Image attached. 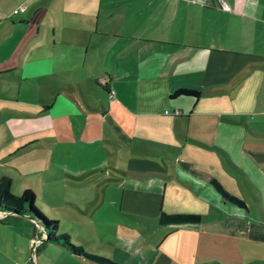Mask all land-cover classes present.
Wrapping results in <instances>:
<instances>
[{"label": "crops", "instance_id": "0c3cea01", "mask_svg": "<svg viewBox=\"0 0 264 264\" xmlns=\"http://www.w3.org/2000/svg\"><path fill=\"white\" fill-rule=\"evenodd\" d=\"M226 1L0 0V175L34 172L22 160L37 142L58 163L95 149L111 159L114 145L127 216L95 219L111 259L264 264V0ZM179 87L196 94H172ZM78 167L92 176L104 166ZM94 210L78 204L65 222L87 226ZM160 210L200 219L160 222ZM73 230L81 242L88 231ZM34 237V254L99 264L43 241L27 213L0 216V264H29Z\"/></svg>", "mask_w": 264, "mask_h": 264}, {"label": "rangeland", "instance_id": "374dc122", "mask_svg": "<svg viewBox=\"0 0 264 264\" xmlns=\"http://www.w3.org/2000/svg\"><path fill=\"white\" fill-rule=\"evenodd\" d=\"M48 147L49 144L44 141L31 146L29 154L23 158L22 163L25 165L29 163L31 167H35V171L27 174L13 172L10 189L14 193H19L24 187L32 189L34 204L48 218L57 219L56 216L58 217L57 221L60 224L55 228L57 232L65 229L69 231L70 241L74 244L82 243L85 251L110 258L112 243L105 237L107 228L101 226L95 219L103 218L113 223H125L127 215L118 211L120 196L124 189L119 185L120 172L110 167L114 163L115 156H117V164L119 163L117 147L110 146L112 149L111 159H107L102 150L95 149L93 154L87 156L88 160H85L83 155L78 162H75L76 159L74 161L70 157H64L62 163L50 160ZM26 158H28L27 161ZM98 160L104 167L92 176L88 175L89 171L81 170L78 167L89 165ZM109 164L111 165L109 166ZM78 204L89 209L94 205V219L90 220L91 223L87 226L66 224L65 222L66 218L70 217L69 212L77 210ZM127 222L130 227L134 225L131 221ZM74 228L88 230L83 235L82 242L80 235L74 232ZM134 236L136 233L132 231L129 237L133 238ZM33 252L34 249H31L29 264H81L73 259L64 260L60 253L54 249L46 252L37 248L36 255Z\"/></svg>", "mask_w": 264, "mask_h": 264}, {"label": "trees", "instance_id": "16d2710c", "mask_svg": "<svg viewBox=\"0 0 264 264\" xmlns=\"http://www.w3.org/2000/svg\"><path fill=\"white\" fill-rule=\"evenodd\" d=\"M177 93H192L196 94V90L191 88L179 87L176 88L172 94ZM208 182L219 193V195L232 203L245 206L243 199L236 194L225 190L220 183L214 178L209 177ZM34 193L32 189L24 187L19 193H14L10 189V177L2 174L0 175V216H14L18 214L27 213L35 219L45 230V237L43 241L57 242L64 245L68 250L73 253L81 254L99 264H121L111 258L99 255L96 253L87 252L80 244H74L69 240L66 232H57L56 219L48 218L33 202ZM200 219L198 213L187 212H164L160 210L158 220L160 222L173 221H197Z\"/></svg>", "mask_w": 264, "mask_h": 264}, {"label": "built area", "instance_id": "2783aa9c", "mask_svg": "<svg viewBox=\"0 0 264 264\" xmlns=\"http://www.w3.org/2000/svg\"><path fill=\"white\" fill-rule=\"evenodd\" d=\"M191 2H194V3H197V4H200V5H210V4H216L217 6L221 7V8H229L228 6V3L226 0H190ZM24 7V4L23 3H20V4H17L16 6H14L11 11L13 13H16L20 10H22ZM106 81H107V74L106 73H102L100 74L97 79H96V82L101 85V86H105L106 84ZM110 95V93H108ZM164 112H167L166 109L163 110ZM173 113H177L178 110L177 109H174L172 111ZM38 241V238H32L30 240V247L31 249L33 250L34 247H35V244L36 242Z\"/></svg>", "mask_w": 264, "mask_h": 264}]
</instances>
